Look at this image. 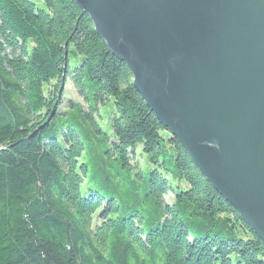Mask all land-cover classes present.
<instances>
[{
  "label": "trees",
  "instance_id": "1",
  "mask_svg": "<svg viewBox=\"0 0 264 264\" xmlns=\"http://www.w3.org/2000/svg\"><path fill=\"white\" fill-rule=\"evenodd\" d=\"M0 264H264L72 0H0Z\"/></svg>",
  "mask_w": 264,
  "mask_h": 264
},
{
  "label": "water",
  "instance_id": "2",
  "mask_svg": "<svg viewBox=\"0 0 264 264\" xmlns=\"http://www.w3.org/2000/svg\"><path fill=\"white\" fill-rule=\"evenodd\" d=\"M264 243V0H72Z\"/></svg>",
  "mask_w": 264,
  "mask_h": 264
},
{
  "label": "rangeland",
  "instance_id": "3",
  "mask_svg": "<svg viewBox=\"0 0 264 264\" xmlns=\"http://www.w3.org/2000/svg\"><path fill=\"white\" fill-rule=\"evenodd\" d=\"M66 87L67 88H71V84H70V81L68 80L67 81V83H66ZM71 96H73V95H71ZM108 111H109V108L107 107L105 110H104V115L106 114V113H108ZM99 122L101 123V124H106L107 123V120L106 119H103V120H99ZM166 200H169V198L168 197H166ZM251 230V229H250ZM252 231V230H251ZM253 233V232H252ZM254 234V233H253ZM261 240V239H260Z\"/></svg>",
  "mask_w": 264,
  "mask_h": 264
},
{
  "label": "bare ground",
  "instance_id": "4",
  "mask_svg": "<svg viewBox=\"0 0 264 264\" xmlns=\"http://www.w3.org/2000/svg\"><path fill=\"white\" fill-rule=\"evenodd\" d=\"M127 66V65H126ZM128 67V66H127ZM194 164V163H193ZM195 165V164H194ZM197 168V167H196ZM239 216V215H238ZM240 217V216H239ZM241 219V217H240ZM242 220V219H241ZM243 221V220H242ZM244 222V221H243ZM244 224L249 228V226L244 222Z\"/></svg>",
  "mask_w": 264,
  "mask_h": 264
}]
</instances>
